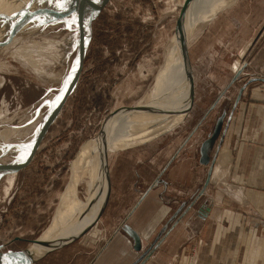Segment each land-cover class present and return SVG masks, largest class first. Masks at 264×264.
<instances>
[{"label":"rangeland","instance_id":"obj_1","mask_svg":"<svg viewBox=\"0 0 264 264\" xmlns=\"http://www.w3.org/2000/svg\"><path fill=\"white\" fill-rule=\"evenodd\" d=\"M36 1L2 0L0 6V132L14 130L17 134L10 140L18 144L16 152L11 155L9 150L2 156L8 160L0 168V253L14 254L18 259L24 253L31 255L27 250L41 246V239L60 232L90 204L85 181L94 191V170L71 188L74 162L85 144L98 135L106 118L102 136L129 138L135 129L155 127L168 117L166 112L171 113L178 89L170 88L165 79L156 89V78L166 63L165 53L185 6H193L187 29L196 21L187 41L195 86L187 116L158 138L108 151L109 196L86 237H93L102 217L101 225L110 226L124 216L147 184L155 183L158 170L172 165L176 143L194 132L204 114L201 123L212 126L216 115L221 113V117L231 110L230 105L219 103L213 110L209 108L218 95L228 96L231 89H223L224 84L239 73L237 81L260 50L261 69L257 68L254 77L264 79V0H236L213 18L201 13L212 0H102L103 6L90 21V14L101 1L94 6L92 0H46L39 5L41 1ZM58 3L67 5V10L58 9ZM61 9L66 15L57 17L54 12ZM83 36L87 46L79 68ZM48 40L53 42L46 43ZM43 45L51 52H41ZM20 47L43 58L47 73L38 74L27 65L30 61L19 60ZM175 61L172 65L178 70ZM70 75V82L65 84ZM224 107L227 110L223 111ZM145 108L151 115L143 120L140 109ZM104 171L107 175L105 167ZM73 188L76 198L70 197ZM80 239L69 245L80 249ZM61 257L66 259L67 255Z\"/></svg>","mask_w":264,"mask_h":264},{"label":"crops","instance_id":"obj_2","mask_svg":"<svg viewBox=\"0 0 264 264\" xmlns=\"http://www.w3.org/2000/svg\"><path fill=\"white\" fill-rule=\"evenodd\" d=\"M260 54L237 81L227 80L228 96L216 99L231 110L223 112L207 164L200 149L221 113L211 127L201 123L204 114L176 143L172 165L158 170L122 218L104 226L102 217L92 238L80 236V249L70 242L35 264H264V80L254 77ZM124 224L138 235L140 251Z\"/></svg>","mask_w":264,"mask_h":264},{"label":"bare ground","instance_id":"obj_3","mask_svg":"<svg viewBox=\"0 0 264 264\" xmlns=\"http://www.w3.org/2000/svg\"><path fill=\"white\" fill-rule=\"evenodd\" d=\"M7 1H9V0H7ZM22 1H24V0H12L13 3L14 2L20 3ZM39 1H41V2H39ZM39 1H36V3L39 2L38 5L46 2V0H39ZM62 1H64L63 3H65V0H62ZM76 1H78V0H76ZM100 1L102 3V0H99V2ZM235 1L236 0H212V1H210V4L206 7V9L201 13H203L206 17L209 16L210 18H213V17L217 16L219 13L224 12L226 10V8L235 4L236 3ZM26 2L28 3V1H26ZM79 2H81V0H79ZM74 4H76V3H74ZM79 4H81V3H79ZM90 4H93V6H94L97 3H90ZM1 5H2V0H0V6ZM46 5H49V4H46ZM66 6L65 7L62 6V8L64 7V9H66ZM69 6H72V5L69 4ZM55 7L56 6H54V7L52 6V9ZM76 7L79 8V6H76ZM80 7H82V6H80ZM48 8H50V7H48ZM74 8H75V6H74ZM77 8H76V10H78ZM97 8L98 7H96V9H94V11L90 14L89 21L93 18V14H95L97 12ZM192 8H193V6L187 5L182 9L180 17H179L180 18L179 19V28H176L175 34H174L173 38L171 39L170 45H168L167 51L165 53L166 63L163 64V66L161 67L162 70L159 71L158 76L156 78V85H157L156 89L161 87L162 85H164V79H165V81H167L170 88L174 89V86H175L178 89L179 94L177 96L175 106L172 109L171 113L166 112L165 114L168 115V117L166 119H164L161 123H159L155 127H148L147 129H140V130L135 129L133 132H130V134L133 135L132 137L127 138V137H124V135L118 136V137H113V138H110V136H101L102 138H96L95 137L93 140H91L90 142L85 144V146L81 149V152L78 154V156L75 160L76 162H74V165L76 168L74 171V175H73L74 181L71 184V188L75 187V185H77L79 180L80 181L83 180V178H81V176L83 177L86 173L94 170L96 179L95 180L91 179L93 185H95L94 191L91 189V187H89L90 183H88L87 181L84 180L85 184H86V193L85 194H86V197L91 199L90 204L87 206V208H85L84 211L80 212V214L75 216L74 220L67 223L62 228V230L60 232L52 233V234L48 235L45 239H41V241H48L49 242L51 240V242L54 244V246L63 245V244L65 245L67 243L69 244L70 241H72V239H76L77 237H79L83 233V231L88 229V227L92 226L94 221L98 219L100 209L104 205V200H105L106 191H107V175L104 171L103 163L100 162V159L102 156V151L106 152L108 154L109 153L108 151H110V149L115 151L117 149H120V148L123 149L125 147L133 146L135 144L146 143L151 138L152 139L158 138L159 135H163L167 132L172 131L174 129V127L177 126L178 124H180L183 121V119L186 117V115H181V116H177V115L180 113L179 111L182 110L185 113V111L187 110L189 103H190L189 102V93L192 91V87H193L192 86V77H191L190 67H189L187 54H186L187 44H188L187 41H188V38L191 39V37L193 35L192 26L194 27L196 24V21H194L189 26V28L187 29L188 22L190 21V13L192 11ZM58 9H59V7H58ZM64 9H61V10H63L61 12H58V11L54 12L55 15L57 17H59L61 15H66V13H65L66 11ZM72 10H73V7H72ZM58 13H61V14L57 15ZM203 14H201V16ZM2 31H3V29H2ZM187 31H189V35L186 34ZM14 35H16V34H14ZM26 39H28V38H26ZM51 41L48 40L47 42L46 41L45 42L51 43ZM11 42H14V41L12 40ZM36 43H38V42H36ZM36 43H33L34 46L37 45ZM61 43L62 42L55 43V45H56L55 47L57 48L58 46H60ZM4 44L6 45L8 43H4ZM20 45H22V44H20ZM38 45H40V44L38 43ZM38 45L36 46V48H38ZM45 45L49 46V44H45ZM10 46H12V44ZM31 46H33V45H31ZM2 47H3V45H2ZM53 47L54 46H52V47L50 46L49 48H53ZM21 48L22 47H20V49ZM25 48H27V47H25ZM34 48L35 47H32V49H34ZM49 48H47V49H49ZM40 49L42 52L44 49V45ZM53 49H55V48H53ZM17 50H19V49H17ZM28 50H29V52H32V51H30L31 48L29 49V46L27 48V51ZM37 50L36 51L34 50V51L37 52ZM44 50H46V49H44ZM19 51H20V55L17 52L19 60H23L24 62L30 61L27 63V65H29V66L31 65L34 68L33 69L34 72L36 71L38 74L39 73H47V69H44L43 65L45 64L46 67L48 65H46V63H44L45 60H43V58L41 60V57L39 58L37 56L38 54H36V55L35 54L34 55L28 54V52H26V50L24 48H22ZM46 51L51 52V49H49V51L48 50H46ZM17 53L16 54L14 53L15 56L17 55ZM41 54L42 53H40V56H42ZM175 59H176L175 62H176L178 70L175 69L172 65L174 63ZM34 62H36V64H34ZM37 64L41 65L42 67L39 68V66ZM146 107H147V105H146ZM163 108H165V104H164ZM147 111L148 110L146 108L144 110L140 109V115L142 116L140 119L144 120L147 116L149 117L151 115ZM15 134H17V132H15L12 129H7V130L0 132V141L1 140L4 141V142H2L4 144L1 143V145H0V154H2V155H0V168L3 166V164H6V160H8L6 157H2V156L7 155L5 153L9 150L11 151V152H9L11 154L12 152H16V149H18L16 147L18 144L13 145V142H11V140H10L13 136H15ZM6 143H8V144H6ZM93 166H94V169H93ZM72 190L73 191L71 192L70 197L76 198L74 188ZM66 205H68V203L64 205L62 210H64ZM73 215L74 214L72 213L71 216H73ZM46 249L47 248H42V246H34L28 250V252L31 254V256L26 255V258L27 257L28 258L39 257L40 255H42V253H44L46 251ZM0 261H2L1 255H0Z\"/></svg>","mask_w":264,"mask_h":264},{"label":"water","instance_id":"obj_4","mask_svg":"<svg viewBox=\"0 0 264 264\" xmlns=\"http://www.w3.org/2000/svg\"><path fill=\"white\" fill-rule=\"evenodd\" d=\"M102 6H103V3L99 4L97 10H99ZM180 14H181V10H180V12L178 14V18H177V21H176V28H179V19H180L179 17H180ZM82 39H83V41H82L81 52H80V57H79V68L82 67V62H83V59H84V55H85V51H86V46H87V42L85 40V36H83ZM77 71H79V70H77ZM77 71H76V73H77ZM238 75H239V73L237 75H235V77H234L235 79H233L232 81H235L237 79ZM262 80H264V79H262ZM194 87L195 86L192 87V91L189 93V102L190 103H191L192 98H193ZM242 91H243V89L241 88L239 90V92H238L239 95L236 98L235 103H234L233 106H235L238 103V101H239V99H240V97L242 95ZM216 102H217V100L213 103V105H211V107L209 108V111L213 110V107L215 106ZM190 103H189V105H190ZM179 112H178L179 114L177 116H181V115H186L187 116L188 109L185 111V113L182 110L179 111ZM208 112H207V114H208ZM224 117H225V115L223 114L217 120L216 126L214 128L213 133L207 138V141H205L202 144V146H201L200 152H201V155H202V158H203L202 159L203 160V163H205V164L208 163V158H207L206 152L210 148V146L214 143V141L216 140V138L218 137V135L220 134V131L222 130V125H223L222 122H223V118ZM106 120H107V118L102 123V126L100 128V131H99L98 135L96 136V138H102L101 136L103 134V131H102L103 130V124L105 123ZM102 159H103L104 167H105V169L107 171V191H106V197H105V200H104V205L100 209V212H99V215H98L99 217L102 214V211L104 209V206H105L106 201H107L108 196H109L108 156H107V153L106 152H103L102 151ZM99 217H98V219H99ZM98 219L94 221L93 225L98 221ZM93 225L90 226V227H88V229H86L85 231H83V233L80 236L84 235L85 232H87L89 229H91L93 227ZM121 230L124 231L133 240V242H134V250L140 251L141 245H140V239H139L138 235L130 227H128L125 224L121 227ZM74 240L75 239H72V241H70V242H73ZM41 246H42V248H47V249L39 257H30V258L27 257L26 258V255L24 253L22 255V257L20 259H18V258H16V256L14 254L13 255L12 254H5L4 255V254H1L0 253V255L2 257V261H0V264H34V263L38 262L39 260H41L42 258H44L47 254L53 252L54 250H56L58 248L63 247L64 244L63 245H56V246H54V244L50 240L49 242L48 241H44V243ZM0 248H1V246H0ZM27 252H28V250H27Z\"/></svg>","mask_w":264,"mask_h":264},{"label":"snow or ice","instance_id":"obj_5","mask_svg":"<svg viewBox=\"0 0 264 264\" xmlns=\"http://www.w3.org/2000/svg\"><path fill=\"white\" fill-rule=\"evenodd\" d=\"M48 2L49 3H51L52 2V0H48ZM65 2H68V3H70L71 2V0H65ZM92 2L93 3H98L99 2V0H92ZM58 7H62V5H60L59 3H58V5H57ZM95 14H93V16H94ZM73 22L75 23V17L73 18ZM72 71H73V73L75 72V66H73V69H72ZM70 79H71V75L69 76V78L68 79H66L65 80V84H67V83H69L70 82ZM63 91V90H62ZM57 99L58 100H60V99H62V97H57Z\"/></svg>","mask_w":264,"mask_h":264}]
</instances>
